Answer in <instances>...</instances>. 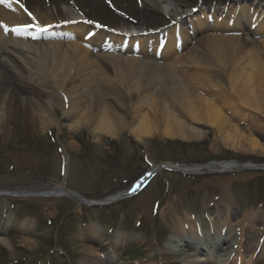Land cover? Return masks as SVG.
<instances>
[{
	"label": "rangeland",
	"instance_id": "rangeland-1",
	"mask_svg": "<svg viewBox=\"0 0 264 264\" xmlns=\"http://www.w3.org/2000/svg\"><path fill=\"white\" fill-rule=\"evenodd\" d=\"M58 1L59 10L75 15L81 13L76 3L78 0ZM178 2L172 3L177 4L180 12H192L193 15H199L200 8L208 11L215 6L218 13H227L224 10L231 11L236 7L231 0ZM239 5L244 9L264 11V0H243ZM160 9L163 14L155 21L136 23L138 30L150 33L156 27L170 29L176 23L168 17L170 6L161 4ZM55 11L51 6V13ZM95 18H99L95 25L109 22L101 20L105 19L104 15ZM123 20L117 25L123 27L126 24L125 27L131 28L134 24L126 23V18ZM57 22L54 26L57 31L66 30L63 29L66 23ZM178 23L189 35V41L181 52L190 53L191 49H196L191 57L199 61L197 67L187 63L186 58L177 59L173 55L154 57L153 53L145 55L142 50L141 55H130L161 67L172 63L184 88L194 96L201 94L217 104L244 138L257 139L264 149V80L260 84L255 80L259 76L255 63L258 61L264 65V45L257 43L259 35L249 34V26L240 19L235 22L238 26L227 32L237 40L223 43V53L217 57L210 53L214 39L207 35L209 30L193 32L188 22L181 20ZM51 38L64 40L60 34L40 37L41 40ZM246 51L252 55L251 64L246 68L254 80L249 88L254 96V106L242 103L237 91L227 82L230 70L237 64L240 67L244 65ZM221 60L225 66L220 65ZM204 72H209L215 85L204 87L195 82V74ZM147 73L149 75L145 77L149 79L153 71L147 70ZM166 73L165 70L159 72L161 81H167ZM10 75L13 81H0V94L4 90L12 91L5 111L16 112L11 116L16 121L28 117V110L35 107L36 101L44 103L57 97L58 90L55 92L47 86L26 83L14 74ZM169 85L163 83L160 92L157 91L159 95L154 88L153 95L159 97L161 94L170 101ZM106 90L115 93L112 89ZM118 98L107 99L115 109L120 108V101H124L122 96ZM55 115L58 119L61 117L59 107ZM14 126L15 122L10 123L6 134L0 131V239H4L0 240V264H184L186 261L182 256L191 253L202 260L191 259L187 264H217L207 261L210 248L204 246L199 250L200 243H206L203 239L212 237L221 247L227 239L230 241L228 244H238L243 228L245 236L253 240L254 247L244 244L243 257L233 259L231 264H264V258L256 257L260 248L258 242L264 246V168L201 173L161 169L138 192L129 196L125 192L147 169L162 162L193 165L234 160L263 166L264 153L230 148L223 143L214 127L204 124L196 125L202 135L188 141L160 135L137 141L124 129L115 137H108L94 133L92 124L76 129L52 124L43 132L29 133L15 131ZM58 182H65L67 189L93 203H101L80 202L70 195H20L53 191ZM117 193L122 194L121 197L108 201L110 195ZM217 209L221 214L217 220L224 223L220 233L214 229ZM184 211L191 215V220L186 221ZM230 214L231 218L225 220ZM191 226L195 235L192 237L190 232L183 234L192 237L191 244L184 246L181 233L189 231ZM92 229L95 239L89 242ZM226 230L231 231V235H225ZM226 236V240H222ZM114 242H117L115 246ZM87 243L91 244L89 253L83 249Z\"/></svg>",
	"mask_w": 264,
	"mask_h": 264
},
{
	"label": "bare ground",
	"instance_id": "bare-ground-1",
	"mask_svg": "<svg viewBox=\"0 0 264 264\" xmlns=\"http://www.w3.org/2000/svg\"><path fill=\"white\" fill-rule=\"evenodd\" d=\"M173 1L179 3V0H78L76 3L81 13L75 15L69 11L65 13L59 10L58 0H0V81L2 79L12 80L10 74H14L26 83L41 87L47 86V89L50 88L55 92L58 90L54 101L52 99H47L44 103L36 101L35 107H28V117L17 121L11 117L16 112L12 113L10 110L6 113L5 111L10 103L8 102L10 94L13 93L11 90L10 92L4 90V93L2 91L0 94V131L6 134L10 129L9 124L14 122L15 131L27 133L36 130L43 132L47 126L52 124L67 126L70 129L92 124L94 133L108 137H115L119 131L124 129L137 141L154 135L188 141L202 135L203 132L196 125L204 124L214 127L220 133L223 143L230 148L264 153L262 144L257 139L244 138L239 128L228 120L217 104L201 94L194 96L184 88L172 68V63L161 67L152 61H142L132 55H127L133 50V46H137L139 50L145 52V55L150 52L155 57V51L159 48L157 35L155 37L153 34L144 36L135 24L139 22L146 24L144 22L149 23L158 19L163 14L160 9L161 4L170 6L168 17L176 20V23L168 30L170 36L162 50L161 57L165 55H173L177 59L183 57L187 59V63L194 64L195 67L198 66L199 61L192 59L191 56L194 55L193 51L196 49H191L190 53L184 51L179 53L176 49L177 42L184 48L189 41L188 32L178 22L181 20L188 22L193 32L198 29L209 30L207 35L214 39L210 53L220 57L223 53V43H234L237 40L227 32L234 30L235 26H238L235 22L240 19H243V22L249 26V34L259 35L257 43L264 45V11L244 9L243 5H239L243 0H231L236 3V7L231 11L224 10L227 13L223 11L218 13L217 8L212 6L208 11L200 8L199 15H193L192 12H180L177 4L172 3ZM51 6L56 10V14L51 13ZM101 15L105 18L101 20L109 22L101 23V26L95 25L99 22V18L95 17ZM189 17L193 20H189ZM124 18H126V23H134L131 28L125 27L126 24L123 27L117 25L118 22L124 21ZM82 20L89 24H83L80 22ZM57 21L68 23L66 30L57 31L55 27H51L57 25ZM89 21L93 23L90 24ZM39 23L46 27L40 26ZM45 29L49 30L45 31ZM57 34H60L64 40H53L55 37L41 40L39 37L50 38ZM245 54L247 56L244 59V65L240 67L237 64L238 66L230 70L227 82L237 91L242 103L254 106V96L249 89L254 80L246 68L251 64L252 55L249 51ZM255 64L259 74L255 80L260 84L264 80V65L258 61ZM220 65L225 66L226 64L221 60ZM147 70L153 71L149 79L145 77L149 75ZM161 70L167 71V81L160 80ZM208 73L195 74V82L204 87L215 85V80H212ZM163 83L170 84V92H168L171 97L170 101L165 100L161 94L159 97L153 95L155 94L154 88L157 89L156 95H159L158 92ZM106 89H112L115 93H109ZM118 96H122L124 101H120V108L115 109L110 104V100L111 98L119 100ZM109 98L110 100H107ZM58 107L61 112L59 119L55 115ZM174 107L175 110H173ZM71 119L72 123H69ZM235 168L239 166L234 162H214L205 166L185 165L177 169L188 173H200L214 169L229 171ZM140 182L141 180L138 185ZM53 192L58 195H70V191L63 182H58ZM121 195L117 193L110 195L107 199L115 200ZM216 211L218 216H215V219L217 220L221 214L218 209ZM184 212L186 221L191 220V215ZM231 215H227L225 220L231 218ZM245 224L244 220V227ZM214 225L215 231L220 233L224 223L217 220ZM243 230L238 244H228L230 241L226 240V236L222 237V240H226L223 242L226 243L221 247L220 243L211 239L212 237H207L209 240L203 239L207 242H201L198 249L202 250L204 246L210 248L207 256L209 262L231 264L233 260L231 254H234V257L236 254L237 258L243 257L242 246L244 244L254 247L253 240L248 239ZM90 231L91 236L88 237V241L92 242L95 239L93 236L95 232L93 229ZM187 232H190L192 237L195 235L192 226L189 231L183 230L181 235ZM226 233L231 235V231L229 233L226 230L225 235ZM206 235L209 236V233ZM192 237L183 236L182 245L191 244ZM0 240L4 241V239ZM116 243H113L114 246ZM258 243H260L258 245L260 248L256 257L262 260L264 246L261 241ZM235 245H237L236 248ZM90 246L91 244L87 243L83 248L84 251L89 253ZM191 259L202 260L193 253L182 256V260L186 261L184 264Z\"/></svg>",
	"mask_w": 264,
	"mask_h": 264
},
{
	"label": "water",
	"instance_id": "water-1",
	"mask_svg": "<svg viewBox=\"0 0 264 264\" xmlns=\"http://www.w3.org/2000/svg\"><path fill=\"white\" fill-rule=\"evenodd\" d=\"M159 166H161V165H159ZM162 166H164V165H162ZM239 166L242 167L244 165L240 164ZM252 168H257V167L256 166H253Z\"/></svg>",
	"mask_w": 264,
	"mask_h": 264
}]
</instances>
